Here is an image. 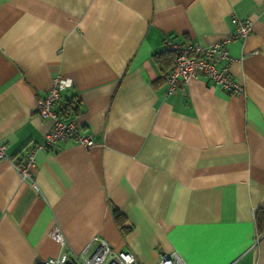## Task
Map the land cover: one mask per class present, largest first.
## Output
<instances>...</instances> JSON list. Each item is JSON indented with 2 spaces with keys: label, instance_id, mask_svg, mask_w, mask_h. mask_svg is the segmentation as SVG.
<instances>
[{
  "label": "crops",
  "instance_id": "1",
  "mask_svg": "<svg viewBox=\"0 0 264 264\" xmlns=\"http://www.w3.org/2000/svg\"><path fill=\"white\" fill-rule=\"evenodd\" d=\"M234 18L252 20L226 44L242 92L200 78L168 94L163 39L218 43ZM54 75L72 86L53 110L80 101L87 148H39ZM0 144L14 161L36 148L38 187L0 162V264L56 257L55 226L74 253L99 237L140 264H264V0H0Z\"/></svg>",
  "mask_w": 264,
  "mask_h": 264
},
{
  "label": "built area",
  "instance_id": "2",
  "mask_svg": "<svg viewBox=\"0 0 264 264\" xmlns=\"http://www.w3.org/2000/svg\"><path fill=\"white\" fill-rule=\"evenodd\" d=\"M233 22L237 25L236 29L214 44L180 43L169 38L163 39L162 51L174 56L173 65L166 77L168 94L174 93L179 85H186L189 80L200 78L205 79L212 86L220 87L227 93L239 94L242 92V88L232 80L229 74L228 65L231 58L226 50V44L233 39L246 37L251 31L252 20L234 18ZM70 86L72 83L69 80L60 75H54L46 93L36 98L35 113L41 119L52 121V128L44 136L42 145L39 146L41 149L56 148L57 143L66 140L78 142L84 148L93 144L90 135L78 134L79 127L73 118L63 120L57 111L53 110L60 92ZM5 150V145L0 144V162L7 161L15 169L20 179L29 181L33 190L37 192L38 187L30 172V168L35 165L36 148L28 149L25 157L20 161H14L6 154ZM49 235L59 243L61 252L56 257L36 261L33 264H140L130 251L114 250L103 238L94 237L92 239L93 250L87 255L86 251L89 245L79 253H74L65 243L58 227H53ZM154 264L186 263L177 252L171 251L161 254Z\"/></svg>",
  "mask_w": 264,
  "mask_h": 264
},
{
  "label": "trees",
  "instance_id": "3",
  "mask_svg": "<svg viewBox=\"0 0 264 264\" xmlns=\"http://www.w3.org/2000/svg\"><path fill=\"white\" fill-rule=\"evenodd\" d=\"M159 56L168 57L169 59H173L174 61V56L171 53H166L162 51ZM159 56H156V58H158ZM80 107V101L77 98L73 97L69 101H66L65 104L58 109L57 113L59 117L63 120L74 118L80 113ZM112 215L116 224L120 227L122 234L127 233L128 227L123 226L124 217L121 215V213H119L117 209H112Z\"/></svg>",
  "mask_w": 264,
  "mask_h": 264
}]
</instances>
